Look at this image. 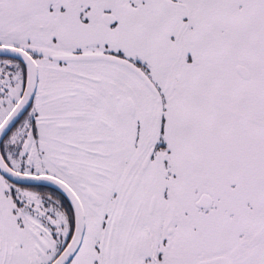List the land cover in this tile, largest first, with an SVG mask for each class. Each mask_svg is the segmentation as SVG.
I'll list each match as a JSON object with an SVG mask.
<instances>
[{"label": "snow or ice", "instance_id": "obj_1", "mask_svg": "<svg viewBox=\"0 0 264 264\" xmlns=\"http://www.w3.org/2000/svg\"><path fill=\"white\" fill-rule=\"evenodd\" d=\"M0 264H264V0H0Z\"/></svg>", "mask_w": 264, "mask_h": 264}]
</instances>
